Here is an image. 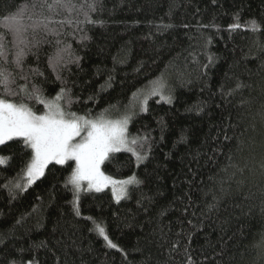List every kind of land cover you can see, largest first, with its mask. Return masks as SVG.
Returning <instances> with one entry per match:
<instances>
[{
  "label": "trees",
  "instance_id": "16d2710c",
  "mask_svg": "<svg viewBox=\"0 0 264 264\" xmlns=\"http://www.w3.org/2000/svg\"><path fill=\"white\" fill-rule=\"evenodd\" d=\"M57 95L132 113L101 172L134 184L76 193L71 162L29 182V144L1 143L0 264H264V0H0V100Z\"/></svg>",
  "mask_w": 264,
  "mask_h": 264
},
{
  "label": "rangeland",
  "instance_id": "374dc122",
  "mask_svg": "<svg viewBox=\"0 0 264 264\" xmlns=\"http://www.w3.org/2000/svg\"><path fill=\"white\" fill-rule=\"evenodd\" d=\"M164 90L153 83L135 99L141 110L148 98L163 99ZM34 113L24 105L0 100V144L23 138L33 151L27 180L35 181L49 163L73 164L70 185L76 193L108 191L114 202L123 200L134 178L114 180L101 172V165L114 152H131L128 129L133 115L119 118H85L65 109L61 95L42 101Z\"/></svg>",
  "mask_w": 264,
  "mask_h": 264
}]
</instances>
